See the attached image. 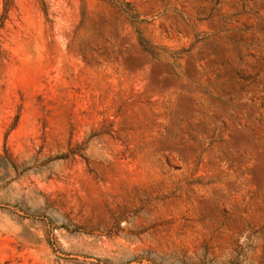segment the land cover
Returning <instances> with one entry per match:
<instances>
[{"label":"rangeland","instance_id":"1","mask_svg":"<svg viewBox=\"0 0 264 264\" xmlns=\"http://www.w3.org/2000/svg\"><path fill=\"white\" fill-rule=\"evenodd\" d=\"M0 0V264H264V0Z\"/></svg>","mask_w":264,"mask_h":264},{"label":"trees","instance_id":"2","mask_svg":"<svg viewBox=\"0 0 264 264\" xmlns=\"http://www.w3.org/2000/svg\"><path fill=\"white\" fill-rule=\"evenodd\" d=\"M3 1V8L6 10V8L9 6V4L12 3V0H2ZM40 2L43 4V1L40 0Z\"/></svg>","mask_w":264,"mask_h":264}]
</instances>
